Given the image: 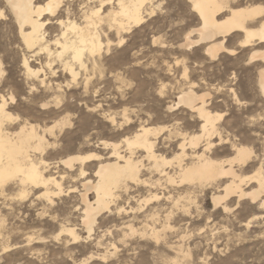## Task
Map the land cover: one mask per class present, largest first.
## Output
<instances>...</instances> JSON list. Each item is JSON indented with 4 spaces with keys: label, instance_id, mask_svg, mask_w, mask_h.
Returning a JSON list of instances; mask_svg holds the SVG:
<instances>
[{
    "label": "rangeland",
    "instance_id": "obj_1",
    "mask_svg": "<svg viewBox=\"0 0 264 264\" xmlns=\"http://www.w3.org/2000/svg\"><path fill=\"white\" fill-rule=\"evenodd\" d=\"M159 2L140 25L119 35L113 31L102 35L108 40L102 39L98 54L86 55L85 67L73 65L75 78L57 60L48 70L42 55L34 67L45 69L46 85L35 82L33 88L20 73L22 50L11 16L6 11L8 17L0 19L3 93L14 95L12 111L42 125L66 115L68 120L54 130V139L48 138L52 146L41 155L49 164L43 174L55 177L62 192L49 200L37 196L43 191L37 188L20 197L17 188L9 185L13 188L8 186L0 196V264H264V193L255 201L232 197L214 206L212 196L223 194L226 178L191 188V200L178 197L185 186L170 187L163 178L161 187L149 184L158 175L143 169L140 176L148 181L146 185L129 183L128 190L120 189L109 210L97 217L89 236L84 227L81 184L85 179L96 180L93 171L98 161L84 164L87 174L81 177L80 164L70 170L60 159L93 152L103 161L112 151L100 144L103 141L118 143L119 151L128 155L124 139L140 126L161 128L150 135L154 150L173 159L178 144L200 132L202 121L197 114L179 103L180 93L188 88L199 95L209 94L206 108L221 115L216 128L223 143L217 144L212 137L215 143L208 155L225 160L232 156L233 143L251 148L247 165L236 169L245 178L242 187L247 192L257 188L250 177L259 168L264 173V96L257 86V72L264 63L249 60L252 48L261 47L239 45L240 33L228 36L224 43L233 52L222 50L214 58L204 51L207 42L186 47L184 36L198 28V16L186 0H157L155 4ZM254 3L264 4V0H229L232 7ZM3 7L0 3L6 10ZM49 27L46 30L52 37L57 27ZM196 36L192 34V39ZM56 99L59 109L40 108L41 103L49 100L53 104ZM204 142L196 151L202 150ZM186 147L191 153V146ZM134 152L136 158L143 155L139 149ZM144 163L147 166V160ZM49 188L56 190L53 185ZM167 190L171 199L146 201L152 193ZM88 197L93 201L94 193ZM62 225L74 227L80 238L74 241L60 234Z\"/></svg>",
    "mask_w": 264,
    "mask_h": 264
},
{
    "label": "bare ground",
    "instance_id": "obj_2",
    "mask_svg": "<svg viewBox=\"0 0 264 264\" xmlns=\"http://www.w3.org/2000/svg\"><path fill=\"white\" fill-rule=\"evenodd\" d=\"M186 1L190 3V9L198 16L200 24L198 28L185 34L183 45L189 47L198 42H207L204 51L214 58L222 50L233 52V49L227 48L224 43L228 36L240 33L242 36L238 41L239 45L261 47V49L252 48L249 60L264 63V4L254 3L232 7L229 5V0ZM155 2L157 0H11L10 6L9 0H0V3L4 6L3 8L6 9L0 8V13L3 14L0 19H5L8 15L11 16L19 39L18 46L22 50V53H20V73L31 81V88H33L35 82L46 85L43 80V75L46 76L45 69L43 70L42 66L34 67L35 60L41 59L42 55L45 58L43 61L44 66L48 70H52L53 62L57 60L60 66L67 70L73 76H71L72 78H75L76 69L74 70L73 65L77 64L80 68L85 67L84 57L98 54L103 45L102 35L112 31L119 35L122 31L127 32L125 30L140 25L145 20V14L148 11L155 10L162 3L155 4ZM6 11L8 15L5 13ZM224 12H227V14L224 15ZM51 25L57 27V33L52 37L49 36V32L46 30ZM195 33H197V38L192 39V34ZM109 40L111 41V39ZM2 58L0 55V196L6 192L9 185H13L17 188V195L20 197L28 195L30 190L42 188L43 191L37 196H45L50 200L52 194L58 196L62 190L59 187V181L55 177L43 174L48 170L49 164L42 159L41 155L48 147L52 146L53 143H50L48 138L53 137L54 139V130L68 122L67 115L54 120L51 124L46 125L43 123L44 125H42L31 122L30 118L14 113L12 111L13 106L16 105L14 95L10 93L7 96L3 93L5 84L2 78L5 68H3ZM257 86L261 95L264 96V66L258 69ZM65 87L67 88V86ZM34 95L32 96L34 97ZM207 95L209 94L199 95L191 88L180 93L179 103H182L188 110L195 112L202 122L199 133L189 136L186 142L185 138L182 139L183 141L178 144L179 152L173 159H166V157L156 154L154 150L155 141L150 135L161 128L157 129L151 126H140L132 137L124 139V144L129 150L128 155L119 151L118 143L103 141L99 143L105 148L111 147L110 150H112L103 161L100 160V155L93 152L84 155H70V157L60 159L59 162L70 170L74 168L75 164H80L79 173L81 177L87 174L83 168L84 164L86 166V163L98 161L93 171L96 180L85 179L81 184L83 191L80 193L79 200L82 204V222L88 236L93 230L97 217L109 210L111 202L117 198V192L120 189L128 190L129 183L135 186L148 183L140 176L143 169H149L158 175L154 182L149 183L154 187L163 186L162 178L164 183L170 187L185 186L184 189L178 192V197L187 199H191L189 196L191 188L193 190V187L197 185L203 187L205 184H211L214 181L226 178L227 180L222 185L223 194L219 193L212 196L214 206H220L222 201L229 200L232 197H236L238 200L249 197L255 201L261 193H264V173L260 168L250 177L257 183V188L249 192L242 187V183L246 182L245 178L238 174L236 170L247 165V160L253 153L251 148L233 143L230 148L232 156L225 160H217L208 155L207 152L215 143L211 142L210 139L212 137L217 138V144H219L223 141V136L221 137L217 133L216 128V121L221 115L212 114L206 108L205 97ZM48 101L41 103L40 108L43 110L59 109L60 100L56 99L53 104ZM171 107L169 106L168 109ZM202 140L205 141L202 150L200 152L196 151ZM187 145L191 146V153L186 151ZM135 149L143 152L141 158L134 156ZM144 160H147V166ZM167 167H170V169L167 170ZM49 185H53L56 190L51 191ZM89 192L94 193L93 201L88 197ZM166 192H154L146 201L150 199L159 200L161 197L166 198V200L171 199L170 192L168 190ZM261 206H264V199L261 201ZM223 207L224 209L227 208L226 205ZM61 233L67 234L74 241L80 238L75 232V228L71 226L62 225ZM4 238L1 237V239Z\"/></svg>",
    "mask_w": 264,
    "mask_h": 264
},
{
    "label": "snow or ice",
    "instance_id": "obj_3",
    "mask_svg": "<svg viewBox=\"0 0 264 264\" xmlns=\"http://www.w3.org/2000/svg\"><path fill=\"white\" fill-rule=\"evenodd\" d=\"M9 5L11 6V0H9ZM3 14L2 13H0V16H2Z\"/></svg>",
    "mask_w": 264,
    "mask_h": 264
}]
</instances>
